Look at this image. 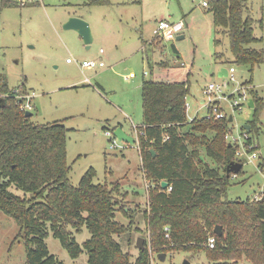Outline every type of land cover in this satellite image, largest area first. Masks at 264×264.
Here are the masks:
<instances>
[{
	"label": "rangeland",
	"instance_id": "obj_1",
	"mask_svg": "<svg viewBox=\"0 0 264 264\" xmlns=\"http://www.w3.org/2000/svg\"><path fill=\"white\" fill-rule=\"evenodd\" d=\"M11 1L12 6L3 8L0 0V79H6L9 90L29 92L33 97L34 124L60 123L67 128V162L73 185H79L91 168L97 172L94 184L107 183L112 188L120 183V193L116 196L117 221L125 226L131 224V228L116 240L130 255V262L135 264L138 260L137 242L144 239V246L149 248V264H185L186 261L211 264L202 251L168 252L166 260L161 261L151 248L143 212L149 210L152 183L143 172L137 143L143 126L142 85L151 80L188 79L189 122L209 115V97L204 93L208 85H228L224 95H234V100L222 101L221 106L227 118H233L228 141L237 146V159L243 164V172L232 180L227 198L256 200L264 195V168H259L264 162V108L256 114L249 102L253 100L251 90L264 100V64L253 70L230 64L233 56L228 38L222 37V44L215 45L220 36L216 34L213 15L203 6L208 0H110V6L94 8L86 7L89 0ZM247 1L255 20V35L260 40L251 48L264 51V0ZM71 17H81L90 25L94 41L89 50L76 31L64 29ZM160 20L183 22L181 34L185 38L160 41L157 37ZM151 42H156L155 50L142 49L143 44ZM172 45L178 54L173 52ZM215 53L224 55L222 61L215 59ZM69 58L79 63L70 65ZM90 60L104 62L105 68L82 70L79 64ZM158 63L170 64L173 70L168 72V68H161ZM231 68L235 69L233 74L220 77L222 69ZM244 95L249 102L243 101ZM0 97L4 98L1 84ZM235 100H240L241 108L233 107ZM253 121L260 128L252 141L256 159H251L253 152L248 153L244 136L245 127ZM118 127L136 143L129 145L106 135ZM114 140L117 149H111ZM12 191L24 195L16 188ZM123 207L130 209L132 220L123 214ZM20 231L18 224L0 211V264H27L25 240ZM75 237L83 245L91 235L84 229ZM46 243L50 253L64 264H88L85 250L78 259H72L51 232Z\"/></svg>",
	"mask_w": 264,
	"mask_h": 264
},
{
	"label": "trees",
	"instance_id": "obj_2",
	"mask_svg": "<svg viewBox=\"0 0 264 264\" xmlns=\"http://www.w3.org/2000/svg\"><path fill=\"white\" fill-rule=\"evenodd\" d=\"M13 4L2 0L3 8ZM207 4L220 36L215 45L222 44V37L229 40L230 64L251 70L264 64V51L251 48L260 40L248 1L208 0ZM110 5V0H89L86 7ZM214 57L222 61L224 55L215 53ZM0 84L2 94L7 95L0 104V211L20 227L27 264H64L49 251L46 240L50 232L72 259L85 250L88 264H132L116 240L131 228V224L117 221L120 183L112 188L107 183L94 184L97 172L91 168L79 185H73L67 162V128L60 123L34 124L20 110L5 78ZM189 92L188 79L151 80L142 85L144 135L139 137V151L145 177L152 183L149 210L143 212L151 248L159 255L202 251L211 264H264V195L257 200L227 198L232 180L243 172L228 174L232 163H241L237 146L227 139L232 122L227 117L215 120L210 112L189 122ZM251 96L257 114L264 108V100L253 90ZM249 125L247 146L260 132L256 121ZM259 168H264V162ZM163 181L172 188L170 192L162 188ZM13 188L24 195H17ZM121 210L130 220L134 218L130 209ZM217 225L223 228L222 237L214 233ZM84 229L91 238L80 245L75 234ZM210 237L216 238L214 249L207 247ZM139 253L135 264H149L147 245Z\"/></svg>",
	"mask_w": 264,
	"mask_h": 264
},
{
	"label": "built area",
	"instance_id": "obj_3",
	"mask_svg": "<svg viewBox=\"0 0 264 264\" xmlns=\"http://www.w3.org/2000/svg\"><path fill=\"white\" fill-rule=\"evenodd\" d=\"M203 6L208 8L207 2H204ZM184 27L185 26H184L183 22L175 23V22H171L169 20H160L158 22L157 37L159 40H162L164 42H174L180 35H182L181 33H182ZM100 53L103 54L104 51L101 50ZM74 62L79 63L78 61H76L74 59H71V58L67 59L68 64H71ZM79 65H80L82 70H96V69H102L105 67L104 62L99 61V60L83 61ZM234 72H235V69L231 68L228 71V76L233 74ZM233 80H234V78L232 77V81ZM86 82L89 83L90 82L89 79H86ZM227 86H228L227 84H224V85L210 84L205 88L204 93H205V95H207L209 97V103L207 104L208 111L214 117L215 120H221V119H224L225 117H227L222 110V106H221L222 101H227L230 99L234 100V95H231L228 97L226 95H224V89ZM13 95H14V98L17 100L19 108L22 112H31L32 111L33 108H32V104H31V100L33 97L29 94V92L24 93L23 91H19V92H14ZM32 95L35 96L34 93H32ZM212 96H215V97L212 98ZM243 101L249 102L248 99H246L245 95L243 97ZM186 106H187V110H188L189 106L188 105H186ZM241 106H242V104L240 103V100L234 101V103H233L234 108H236V109L241 108ZM138 134H139V136L137 139V143H138V147H139V137L144 135V132H143V130H141V128L139 129ZM106 135L111 137L112 139H117L114 136L113 131L112 132L107 131ZM229 135L227 136L228 140L230 139ZM244 136L246 138H248L247 134H245ZM115 143H116V141L114 140L112 142L111 149H117V146ZM247 148H248V150H247L248 153L253 152V154L251 155V159H256L258 155L254 152V150L256 148L253 147V144H251ZM237 156H238V154H237ZM166 189H168V192H170L172 190V188L169 185ZM166 231H169V230L166 229ZM166 238H169L168 233L166 235ZM215 246H216V238L210 237L208 242H207V247L209 249H214Z\"/></svg>",
	"mask_w": 264,
	"mask_h": 264
},
{
	"label": "water",
	"instance_id": "obj_4",
	"mask_svg": "<svg viewBox=\"0 0 264 264\" xmlns=\"http://www.w3.org/2000/svg\"><path fill=\"white\" fill-rule=\"evenodd\" d=\"M64 29L76 31L79 34V36L83 39L85 45L87 46V50L90 49L94 39H93L92 30L90 28V25L85 20H83L82 18H78V17H71L64 24ZM184 38L185 37L183 35H180L176 40L181 41ZM172 49H173V52L175 54H178V51H177L175 45H172ZM219 75H220V77H228V71L226 69H222ZM2 102H4V99L2 97H0V104ZM249 107L254 108V101L253 100H250ZM32 116H33V114L31 112L26 113V117H32ZM232 121H233V118L230 117L229 122L231 123ZM245 129H246V131H249L250 126L247 125L245 127ZM113 134L119 141H122L124 143L129 144V145H134L136 143V140L133 137H131L130 135L126 134L121 127L116 128L114 130ZM230 146H231V144H230ZM151 153L154 156L156 155L154 150H151ZM242 169H243L242 163L234 162L229 166L228 174L233 173L236 176L242 171ZM168 185L169 184L166 181L162 182V188L164 190L168 187ZM214 233L218 237H222L223 236L222 226L217 225L214 229ZM137 248L141 251H143L145 249L144 239H138ZM159 258L161 261H165L166 260V254H160ZM185 264H190V263L188 261H186Z\"/></svg>",
	"mask_w": 264,
	"mask_h": 264
},
{
	"label": "crops",
	"instance_id": "obj_5",
	"mask_svg": "<svg viewBox=\"0 0 264 264\" xmlns=\"http://www.w3.org/2000/svg\"><path fill=\"white\" fill-rule=\"evenodd\" d=\"M78 18H81V17H78ZM158 28V27H157ZM160 41H162V40H160ZM155 43L156 42H151V43H148V44H143V47H142V49H145L146 51H148L149 49H153V50H155ZM149 47V48H148ZM71 64H73V63H71ZM70 64V65H71ZM159 64V63H158ZM157 64V65H158ZM105 68V67H104ZM104 68H102V69H104ZM169 70H173V69H170V68H168V72H169ZM183 81H185V80H183ZM175 82H181V81H175ZM5 96H7V95H4V97ZM122 128V127H121ZM139 154H140V151H139ZM140 158H141V156H140ZM141 164H142V160H141Z\"/></svg>",
	"mask_w": 264,
	"mask_h": 264
}]
</instances>
